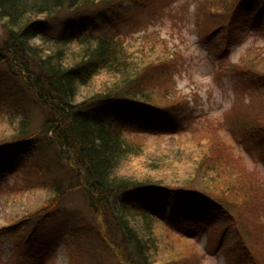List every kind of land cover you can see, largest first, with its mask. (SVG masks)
I'll use <instances>...</instances> for the list:
<instances>
[{
  "label": "rangeland",
  "instance_id": "obj_1",
  "mask_svg": "<svg viewBox=\"0 0 264 264\" xmlns=\"http://www.w3.org/2000/svg\"><path fill=\"white\" fill-rule=\"evenodd\" d=\"M226 3L110 0L42 16L41 21L54 35L85 29L114 35L125 44L152 45L148 61L153 67L145 71L143 86L156 91L162 111L141 116L116 106L110 111L124 136L143 152L133 168L144 170L149 157L152 168L162 171L168 165L169 171H162L166 181L177 173L223 198L237 197L234 207L245 234L240 236L263 264L264 131L258 142L234 134L241 129L240 117L264 124V86L248 85L232 67L264 74V0ZM6 98L27 110L33 132L48 141L41 129L46 109L22 74L9 71L4 62L0 104ZM208 152L209 161L219 164L208 174L212 179L193 166ZM54 181L62 182L58 193ZM183 201L188 205L180 198L174 203H180V215L169 216L168 225H155L162 264L251 262L233 245L239 239L237 225L230 224L222 208L203 199ZM161 202L169 204V196H160ZM99 219L101 212L89 205L71 160L56 145L0 150V264H122L110 243V227Z\"/></svg>",
  "mask_w": 264,
  "mask_h": 264
},
{
  "label": "trees",
  "instance_id": "obj_2",
  "mask_svg": "<svg viewBox=\"0 0 264 264\" xmlns=\"http://www.w3.org/2000/svg\"><path fill=\"white\" fill-rule=\"evenodd\" d=\"M107 1L110 0H0V65L5 62L9 71L22 74L25 84L46 109L48 115L41 129L49 139L44 143L33 132L27 110L6 98L0 104V150L11 146L41 149L54 144L58 153L67 154L89 205L101 212L100 222L110 227V243L119 251L122 264L164 263L159 257L161 241L155 225H168L169 216L182 213L180 203L174 204L177 198L183 203L191 198L203 199L214 208H222L230 224L237 225L239 239L233 245L253 258L249 264H261L258 253L252 256L254 249L240 236L245 234L238 217L241 214L234 207L237 197L223 198L206 190L204 184L191 185L190 176L177 173L166 181L162 171H169L168 165L162 171L152 168L149 157L144 159V170L133 168L134 159L143 152L135 141L124 136L110 111L112 106L139 116L162 111L156 102V91L148 84L143 86L145 71L153 67L148 61L152 45L125 44L114 35H97L85 29L54 35L43 27L42 16ZM232 70L248 85L264 86L263 73L235 66ZM238 119L241 129L234 136L258 142L264 124L245 117ZM174 125L173 122L171 127ZM210 155L208 152L206 159L193 166L200 176L212 179L208 174L216 172L219 164L216 159L210 162ZM171 180L182 186H172ZM61 183L54 181L57 193ZM162 195L169 196V204L157 203Z\"/></svg>",
  "mask_w": 264,
  "mask_h": 264
}]
</instances>
